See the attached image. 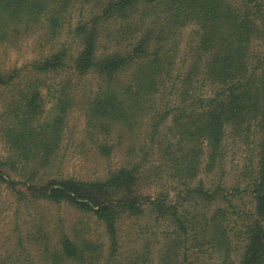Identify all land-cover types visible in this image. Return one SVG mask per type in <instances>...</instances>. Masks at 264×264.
Here are the masks:
<instances>
[{"label": "trees", "instance_id": "trees-1", "mask_svg": "<svg viewBox=\"0 0 264 264\" xmlns=\"http://www.w3.org/2000/svg\"><path fill=\"white\" fill-rule=\"evenodd\" d=\"M40 26L75 47L36 60L23 85L17 68L0 73V86H17L1 113L0 183L19 204L78 216L50 229L30 212L33 234L17 228L0 264H264V0H0V40ZM63 71L98 78L85 135L99 156L122 151L103 177L49 175L76 100L71 79L42 88ZM229 136L256 141L258 160L227 186ZM217 170V182L200 176Z\"/></svg>", "mask_w": 264, "mask_h": 264}, {"label": "rangeland", "instance_id": "rangeland-1", "mask_svg": "<svg viewBox=\"0 0 264 264\" xmlns=\"http://www.w3.org/2000/svg\"><path fill=\"white\" fill-rule=\"evenodd\" d=\"M78 19V12L73 11L72 20L76 22ZM21 28L25 29V25L22 24ZM40 26L35 30L21 31L17 36L11 38L9 41L0 40V73L7 74L8 72L18 69L21 71L18 76V83L23 85L32 74V65L36 60L45 56L53 48H58L59 44L64 41L69 44L70 50H73L75 43H72L69 39H65V34L60 36L49 38L45 31ZM187 29H190L187 28ZM66 30V28H65ZM186 33L190 30H185ZM184 33V34H186ZM185 43V40L182 41ZM105 42L100 43L104 48ZM71 79L70 92L76 100V105L69 112L66 124V131L63 137L62 144L59 148V155L55 162V165L50 168L49 175L64 174L72 175L78 178H100L103 177L109 168L118 165L121 162V149H115L111 157L107 158L105 155L99 156L98 152L94 148V145L86 138L85 135V117L83 104L86 102L98 87V78L93 73L85 74L84 76L76 75L73 72L63 71L60 73H49L46 75L47 87L42 88L43 96H50L52 88L59 87L60 83ZM15 84L0 86V157L3 158L7 154V143L2 131V125L4 123L1 113L4 110L6 104H8L13 96L16 94ZM83 109H82V107ZM245 140L246 144H243L239 139H235L231 136L227 138L226 150L227 154L224 161L225 173L223 175L224 182L227 186L233 183V179L237 177L239 170L248 165L253 167L257 164V147L256 141ZM96 151V153H95ZM104 156V157H103ZM149 165L153 161L160 159V154L154 152L148 156ZM138 159V158H137ZM253 162V164H252ZM220 171L215 173L201 172L200 176L204 178L207 183L217 182L219 179ZM152 186H148L151 190ZM245 202L250 203V199L243 194ZM18 208V210H17ZM39 210V213H43L45 216H49L48 227L50 229L56 228V220L62 218H77V214L69 209L67 206H55L50 205L47 202H38L37 204H25L24 202H16L14 195L6 188L4 183H0V254L4 253L7 248L14 246L16 242V234L22 232L24 239L27 236H31L33 233H29L30 212ZM35 215V214H34ZM63 220V219H62ZM39 222V220H33ZM83 221L85 222V228H87L94 238H103V228L100 223L92 214L83 215ZM55 224V225H54ZM19 228V230L17 229ZM35 230V228H34ZM154 230V229H153ZM152 230V232H153ZM151 232V231H150ZM152 238L153 234H148ZM30 258V257H29Z\"/></svg>", "mask_w": 264, "mask_h": 264}]
</instances>
